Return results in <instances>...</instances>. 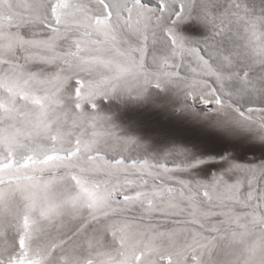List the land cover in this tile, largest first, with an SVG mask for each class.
I'll return each mask as SVG.
<instances>
[{
  "label": "rangeland",
  "instance_id": "rangeland-1",
  "mask_svg": "<svg viewBox=\"0 0 264 264\" xmlns=\"http://www.w3.org/2000/svg\"><path fill=\"white\" fill-rule=\"evenodd\" d=\"M0 264H264V0H0Z\"/></svg>",
  "mask_w": 264,
  "mask_h": 264
}]
</instances>
